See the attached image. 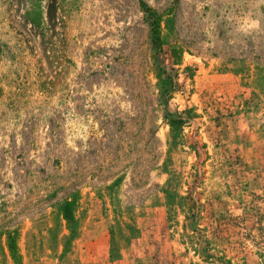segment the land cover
I'll list each match as a JSON object with an SVG mask.
<instances>
[{
	"label": "rangeland",
	"instance_id": "rangeland-1",
	"mask_svg": "<svg viewBox=\"0 0 264 264\" xmlns=\"http://www.w3.org/2000/svg\"><path fill=\"white\" fill-rule=\"evenodd\" d=\"M143 1L0 0V264H264V0Z\"/></svg>",
	"mask_w": 264,
	"mask_h": 264
},
{
	"label": "trees",
	"instance_id": "trees-1",
	"mask_svg": "<svg viewBox=\"0 0 264 264\" xmlns=\"http://www.w3.org/2000/svg\"><path fill=\"white\" fill-rule=\"evenodd\" d=\"M141 9L147 14L148 19L150 20V25L152 27L151 31L153 34V40L156 45L160 44L159 41V29H158V22H159V15L158 13L151 7H149L143 0H138ZM164 91L168 90V85L166 79H160ZM178 121L177 119L172 121V126L174 129L178 128ZM61 217L66 222L68 229H69V237L66 240L65 245L73 239L76 234V225H77V218L74 215V202L73 200L65 201L62 206L60 207ZM7 247L10 252V259L12 260L13 264H21V256L17 253L16 250V238L14 235H7L6 236ZM2 233L0 232V248L2 247ZM3 254V253H2ZM5 255V254H3ZM6 257H4L5 259ZM3 260V258H2Z\"/></svg>",
	"mask_w": 264,
	"mask_h": 264
}]
</instances>
